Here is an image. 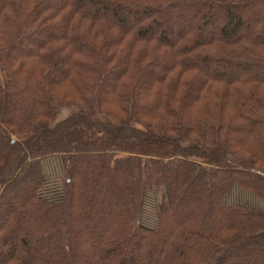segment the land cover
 <instances>
[{"label":"trees","instance_id":"16d2710c","mask_svg":"<svg viewBox=\"0 0 264 264\" xmlns=\"http://www.w3.org/2000/svg\"><path fill=\"white\" fill-rule=\"evenodd\" d=\"M0 264H264V0H0Z\"/></svg>","mask_w":264,"mask_h":264},{"label":"rangeland","instance_id":"374dc122","mask_svg":"<svg viewBox=\"0 0 264 264\" xmlns=\"http://www.w3.org/2000/svg\"><path fill=\"white\" fill-rule=\"evenodd\" d=\"M76 110H77V108L75 106H71V105L60 107L57 110L56 118L58 120L64 119L67 116H69L70 113H72ZM96 119L105 120V119H107V117L104 115H98V116H96Z\"/></svg>","mask_w":264,"mask_h":264}]
</instances>
